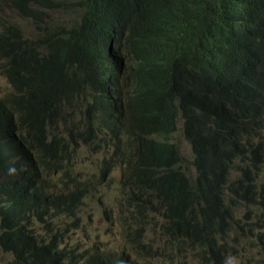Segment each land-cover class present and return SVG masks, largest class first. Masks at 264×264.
I'll use <instances>...</instances> for the list:
<instances>
[{
	"label": "trees",
	"instance_id": "obj_1",
	"mask_svg": "<svg viewBox=\"0 0 264 264\" xmlns=\"http://www.w3.org/2000/svg\"><path fill=\"white\" fill-rule=\"evenodd\" d=\"M69 1L84 10L75 27L41 21L52 5L63 10L66 0H13L14 14L0 17V75L10 88L0 97L1 252L13 257L10 264L133 262L98 245L66 249L64 229L48 222L79 217L84 190L60 195L52 213L32 176L58 168L64 151L71 166L73 147L82 142L124 154V176L134 181L128 189L117 184L120 201L130 207L126 221L142 226L148 215L163 216L156 231L170 257L165 262L194 256L202 264H226L217 240L231 219L225 203L236 200L219 162L230 165L232 155L249 152L264 167V134L251 137L264 116V0ZM116 10L123 26L139 31L113 36L119 43L112 51L109 24L100 22ZM126 10L137 17L127 20ZM16 16L31 18L38 29L45 25L42 34L25 35ZM103 88L102 103L91 108ZM136 123L140 134L132 131ZM179 123L193 174L170 142ZM210 129L216 132L210 144L218 135L231 143L209 148ZM255 140L257 151H250ZM134 146L138 152L131 154ZM32 220H44L43 228ZM143 235L142 228L123 229L120 237L153 255ZM189 247L196 253L189 255Z\"/></svg>",
	"mask_w": 264,
	"mask_h": 264
},
{
	"label": "rangeland",
	"instance_id": "obj_2",
	"mask_svg": "<svg viewBox=\"0 0 264 264\" xmlns=\"http://www.w3.org/2000/svg\"><path fill=\"white\" fill-rule=\"evenodd\" d=\"M68 1L69 0H66V2H64L65 6H63V10H57L56 8H59V6L52 5L49 10L45 11L41 21H44L43 23H46L45 25L69 28L75 24V27L81 22L82 16L84 15V10H80V13L78 6L69 5V3L67 5ZM72 1L74 0H70L69 2ZM109 1L114 2L115 0ZM10 3L11 0H0V17L9 18L10 15L14 14L10 8ZM103 8H105L104 5ZM126 12L127 20H132L137 17V15L131 10H126ZM118 14L119 10H116L110 18L102 20L100 23H108L109 29L113 31V34L116 31H121L124 34L136 37L139 27L135 25H121V20L117 18ZM16 20L19 24H21L24 34L28 36H30L29 34L34 37L40 36L42 34L41 29L45 26L44 25L41 28L42 25H40L41 29H38L33 24V20L29 17L26 19H21L16 16ZM38 20L40 19H37V21ZM110 41L111 43H108V47H110L109 50L113 51L118 49L116 44L119 42H116L115 44L114 38H111ZM119 52H125V49L121 48L119 49ZM254 66H256V64ZM109 82L111 83V79H109ZM9 91L10 88L7 87L6 79L0 75V97ZM262 95L264 96V92ZM177 126V131L170 137V142L176 145L178 153L183 160L184 166H186L188 170H193L190 147L183 137L182 125L179 123ZM75 155L76 158L74 160V167L76 170L82 175L90 176L96 173L97 165L104 153H99L98 151L87 147H76ZM235 160L238 161L237 158H235ZM4 179L5 178H0V181ZM49 179L54 180L55 176L51 175L49 176ZM115 198L116 192L114 191H110L105 195H102L98 190H95L81 202L82 207L79 217L65 219L64 217L59 216L55 222L58 224L60 229L62 227L64 228V247L66 249L70 247L90 248V246L98 245V248L102 247L107 250L113 249L115 251H119L121 249V242L118 236V229L111 220V217L116 213L117 203ZM230 208L235 210V207L232 205ZM241 215L242 214H240V216ZM234 219L235 218L233 217L231 219V221L233 220L231 224L225 227L226 245H233L235 247V251L231 253L226 264H264V246H261L260 241L257 239V235H261V240L264 243V231L259 232L256 228H252L251 230L250 227V229L237 227ZM239 225L242 224L239 223ZM182 243L185 244V242ZM195 250L196 249L194 247H189L185 251L189 255H192L195 253ZM10 262L11 256L9 254L5 252L0 253V264H9ZM164 264L170 263L167 262ZM172 264L183 263L179 261H173ZM187 264H202V262L194 257V259L190 258L187 260Z\"/></svg>",
	"mask_w": 264,
	"mask_h": 264
},
{
	"label": "bare ground",
	"instance_id": "obj_3",
	"mask_svg": "<svg viewBox=\"0 0 264 264\" xmlns=\"http://www.w3.org/2000/svg\"><path fill=\"white\" fill-rule=\"evenodd\" d=\"M69 5H72V4L69 3ZM257 123L258 124H256V126L254 127L255 132L251 135V137H254L256 135H261L262 133L264 134V116H262L261 119ZM241 144L243 145V140L241 141ZM256 146H257V140H255L253 145L250 146V151H257ZM76 147H87V148L93 149L90 145H84L82 142H78L77 145L73 147L75 151L73 153V160H72L71 166H69L68 161L65 160L66 152L64 151V152H61L62 153L61 157L64 156V159L58 168H56L55 170H47L43 174H40L39 172L38 173L39 175H36V177L32 176L31 180H36L35 186L38 189V193H44L41 196L45 200L46 204L49 205L48 206L49 211L52 213L55 212L52 204L55 202V199L58 198L60 195H67V194L78 195L84 190V197H87L95 190H98L102 195H105L106 193L110 191H114L116 192L115 200H116L117 206H116V213L111 217V220H112V223L118 229V236L121 242V249L119 251H115L113 249L112 250L105 249L103 252H108V251H114L116 253L122 252L125 254L124 261L126 260L133 261L131 264H148L147 262H144L145 260L155 262L154 264L167 263L165 261L170 259V257L166 253L165 241L156 231V229L158 228V224L163 222L162 220L163 216H161V214L148 215L147 223L142 226L136 223L132 225L130 224V221H126L129 216L128 214L130 211V207L127 205L126 202L120 201L119 198L121 194V189L117 184H121L123 187L128 189L130 188V186L132 185L134 181L128 180L127 177L124 176L123 170L127 172L126 170L127 164L125 162L124 154H121L119 151L116 152L115 148L112 145L107 146L105 151L103 149H93V150L98 151L99 153H104V155L99 160L96 173L90 176H87V175H82L74 167V160L76 158V155H75ZM249 155H251L249 152H244L243 154H241L239 161L235 160L234 157L232 158V161L230 164L232 168L227 172L226 177H225L229 184L239 185V183H231L228 180V176L232 174L250 175L253 172L252 169L243 166V164L241 163L242 159ZM253 156L255 157V155ZM120 160L122 161L121 163H119ZM251 160L258 162V160L256 158L253 159L252 156H251ZM102 164L104 165L103 168H102ZM105 165H106V168H105ZM184 170L187 173H191V174L194 173V169L188 170L185 168ZM51 175L55 176L54 180L49 179V176ZM110 179L114 180V184L109 183ZM224 187L226 191V186L224 185ZM227 194L229 196H232L229 193ZM234 199L236 201H232L230 203L226 202L225 204H226V209L228 210V213L231 216V219L233 217L235 218L234 221L236 222L237 227L248 228V229L251 228V230L252 228H256L259 232L264 231V199L263 197L252 190H248L244 187L235 186ZM231 205L235 207V210L230 208ZM77 206L81 208L82 204L78 203ZM240 214L242 215L240 216ZM231 219L229 221V224L226 226H229L231 224V222L233 221V220L231 221ZM55 220L57 219H54L48 222L50 223V225L54 224L55 227H57L58 224L55 222ZM239 223L242 225H239ZM43 224H44V220L42 222L38 220H32L31 225L34 228L41 230L43 228ZM141 228L144 230V235L141 240V243L146 245L149 248H152V252H154L153 255L152 253L146 254L141 250L140 251L137 250L135 247H131V243L129 241H127L124 244L123 240L120 237V234L123 232V229L130 233H134L135 231L137 232L141 230ZM62 229L64 228L62 227ZM59 230L60 228L58 227L57 231ZM257 239L260 241L261 243L260 245L264 246V243L261 240V235H257ZM217 244L223 251V254H225L226 256L225 259L227 263L228 259L230 258L231 253L235 251V247L233 245H229V246L226 245L225 231H224V234L220 235V237L218 238ZM99 249L102 250L104 248L101 247ZM0 253H3V252H0ZM195 253H196V250H195ZM12 259L13 257L11 256V262H12ZM189 259L190 257L182 261L184 264H187V260ZM136 262H140V263H136ZM126 264H130V263L127 262Z\"/></svg>",
	"mask_w": 264,
	"mask_h": 264
},
{
	"label": "clouds",
	"instance_id": "obj_4",
	"mask_svg": "<svg viewBox=\"0 0 264 264\" xmlns=\"http://www.w3.org/2000/svg\"><path fill=\"white\" fill-rule=\"evenodd\" d=\"M58 17H60V16H58ZM118 19L121 20V14L118 15ZM103 23L104 22H102V24ZM120 24L122 25L121 21H120ZM111 34H112L111 35V38H112L113 36H115L117 34H122V32L121 31H116L113 34V31H111ZM107 40H109V39H104L103 45H105L104 42L107 41ZM101 96H104V88L99 93H97L94 96L95 101L93 103V106L92 105L90 106L91 108L95 109L97 106H99L102 103L103 99L101 100ZM98 100L100 101V103L96 104V101H98ZM132 131L134 133H136V134H140L141 133L137 123L132 127ZM211 132L213 134V137L216 134L215 131L210 129V131L206 135L207 136L206 143L211 139V135L209 134ZM225 142H230L231 143V141L227 140L226 137L224 139L223 135H218L217 139L214 138V144L216 145L217 149H219V150L225 148L224 146L221 145L222 143H225ZM213 145H212V143L210 144V141H209V148H211ZM136 147L137 146H134V148L131 151V154H136L138 152V149H136ZM189 147H190V145H189ZM232 150H234V149L232 148L231 150H229L228 155H231L230 151H232ZM232 156L234 158H237L238 161H239V159L241 157V154H235V155H232ZM247 157L248 156L243 158L241 163L243 164V166L252 169L253 172L250 175L232 174V175L228 176V180L231 183H239V185H234V186H236V187H244V188H246L248 190H252V191L258 193L264 199V167L258 168V166L255 164V162L253 160H251V158H249V160H248ZM249 157H251V155H249ZM227 160H230V158L227 159ZM221 162H219V165H222L224 167V173L228 172L231 169L230 165H224ZM214 165L215 164H213V166ZM217 170L221 171L220 169H217ZM206 172H208V171H206ZM190 258L194 259V256H191Z\"/></svg>",
	"mask_w": 264,
	"mask_h": 264
},
{
	"label": "water",
	"instance_id": "obj_5",
	"mask_svg": "<svg viewBox=\"0 0 264 264\" xmlns=\"http://www.w3.org/2000/svg\"><path fill=\"white\" fill-rule=\"evenodd\" d=\"M69 219H72V218H69Z\"/></svg>",
	"mask_w": 264,
	"mask_h": 264
}]
</instances>
